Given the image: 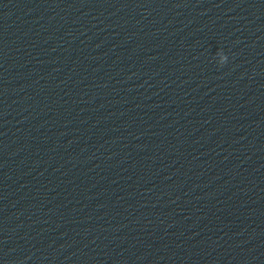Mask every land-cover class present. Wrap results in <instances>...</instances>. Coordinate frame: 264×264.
Masks as SVG:
<instances>
[{"label":"water","instance_id":"1","mask_svg":"<svg viewBox=\"0 0 264 264\" xmlns=\"http://www.w3.org/2000/svg\"><path fill=\"white\" fill-rule=\"evenodd\" d=\"M264 80V0H0V190Z\"/></svg>","mask_w":264,"mask_h":264}]
</instances>
